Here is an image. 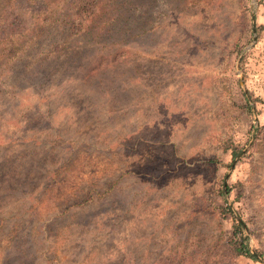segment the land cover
<instances>
[{
	"label": "rangeland",
	"instance_id": "rangeland-1",
	"mask_svg": "<svg viewBox=\"0 0 264 264\" xmlns=\"http://www.w3.org/2000/svg\"><path fill=\"white\" fill-rule=\"evenodd\" d=\"M123 1L0 0V264H264V0Z\"/></svg>",
	"mask_w": 264,
	"mask_h": 264
},
{
	"label": "trees",
	"instance_id": "trees-1",
	"mask_svg": "<svg viewBox=\"0 0 264 264\" xmlns=\"http://www.w3.org/2000/svg\"><path fill=\"white\" fill-rule=\"evenodd\" d=\"M48 3H47V2ZM50 1V0H49ZM48 0H38V5L40 6L38 9V17L40 21L38 22V27L41 28V34L44 33L45 29L43 27L52 20L56 22V27L52 26L49 29H60L62 32L67 30H71L75 34H82V36H88L93 34L94 37H100V32L102 31L104 26L108 25V22L103 19L116 17L117 13L125 6L129 7L130 3H123L120 5L116 0H51L54 7H51ZM45 2L46 6L43 5ZM42 6V7H41ZM51 7V8H50ZM76 7V12H73V8ZM57 8H62L59 12L56 13L53 18L50 16ZM66 9V12H63ZM21 11V10H19ZM80 13V17L86 12V16L84 18L76 17V14ZM49 12V15L48 13ZM19 15V14H18ZM103 23V25L99 28V24ZM49 26V25H48ZM46 32V31H45ZM40 35V34H38ZM49 35V34H48ZM234 154H238L239 150L235 149ZM229 191V190H228ZM237 232L234 237L231 238V249L236 256H246L253 260H258L260 257L258 253L253 251L249 245L248 237H245L244 240H237Z\"/></svg>",
	"mask_w": 264,
	"mask_h": 264
}]
</instances>
